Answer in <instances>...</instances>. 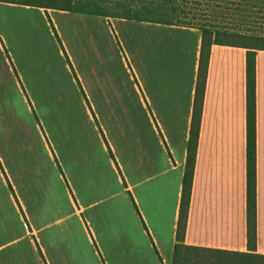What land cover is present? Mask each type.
Masks as SVG:
<instances>
[{
    "label": "crops",
    "instance_id": "crops-1",
    "mask_svg": "<svg viewBox=\"0 0 264 264\" xmlns=\"http://www.w3.org/2000/svg\"><path fill=\"white\" fill-rule=\"evenodd\" d=\"M3 7L0 13L31 11ZM114 21L122 22V33L116 26L115 36L110 22L109 30L100 24L104 30L92 31L81 66L72 67L75 74L69 69L70 86L88 99V143L86 129L78 124L63 133L70 137L67 151L71 144L73 151L88 146V176L76 177L88 184V201L80 203L59 160H54L58 175L52 181L40 165L41 175L28 182L27 203L21 199L25 239L0 248V264H173L202 32ZM0 39L23 89V75ZM248 52L217 44L211 48L184 245L264 257V51L256 54L254 251L248 245ZM48 66L39 69L42 80L57 87L55 75L60 79L61 71ZM80 74L88 76V93ZM40 92L51 101L69 94L61 88ZM47 149L51 153L48 144ZM6 227L0 225L4 235Z\"/></svg>",
    "mask_w": 264,
    "mask_h": 264
},
{
    "label": "rangeland",
    "instance_id": "rangeland-1",
    "mask_svg": "<svg viewBox=\"0 0 264 264\" xmlns=\"http://www.w3.org/2000/svg\"><path fill=\"white\" fill-rule=\"evenodd\" d=\"M157 1L172 6L181 18L162 19L164 25L192 26L201 32L204 29L229 33L254 28L264 30V0H147L145 11L149 12ZM0 4L4 5V11L10 8L16 11L13 6L29 7ZM29 8V14L0 13V36L7 42L12 62L23 75L25 85L22 83L28 92V95L26 92L21 94L24 87L21 88L11 60L7 61L0 48V225L8 226V235L0 232V248L25 239L27 231L19 219L24 216L21 199L27 203L28 182L42 172L50 181L55 180L58 168L54 160H59L69 175L70 185L80 203L82 199L88 201V184L76 178L83 172L88 176V146L73 151L71 144L67 151L70 137L67 132L63 133L64 129L78 124L86 129L88 143V99L84 93L78 97L75 92L78 89L70 86L68 79L72 67H80L82 54L88 53L92 31L104 30L100 24L109 30L110 22V30L115 36L116 26L122 33V22H115L114 17L96 16L86 4L78 5L74 12ZM49 64L57 65L61 71L60 79L55 75L57 87L44 82L39 72L40 68L49 70ZM80 79L88 93V76L80 74ZM73 82L82 90L79 80ZM53 88L55 91L61 88L63 92L67 89L69 94H62L61 100L51 101L40 92ZM29 230L32 234L35 232L30 226ZM33 239L36 240L35 236Z\"/></svg>",
    "mask_w": 264,
    "mask_h": 264
},
{
    "label": "trees",
    "instance_id": "trees-1",
    "mask_svg": "<svg viewBox=\"0 0 264 264\" xmlns=\"http://www.w3.org/2000/svg\"><path fill=\"white\" fill-rule=\"evenodd\" d=\"M147 0H0V3L36 7L45 10L74 12L76 7L88 5L90 12L96 16L113 20H129L144 23L163 24L162 19L180 20L178 11L172 6L155 2L145 11ZM263 25V24H260ZM187 28H195L187 26ZM264 31L254 28L244 32H214L204 29L193 122L188 148L187 167L183 180L180 218L177 230V244L174 249L173 264H264V257L251 254L222 253L184 245L188 216L191 207V195L195 173V162L199 144L203 105L207 85L211 48L214 44L247 49L248 74V116H247V211H248V245L250 250L256 248V54L264 51Z\"/></svg>",
    "mask_w": 264,
    "mask_h": 264
},
{
    "label": "bare ground",
    "instance_id": "bare-ground-1",
    "mask_svg": "<svg viewBox=\"0 0 264 264\" xmlns=\"http://www.w3.org/2000/svg\"><path fill=\"white\" fill-rule=\"evenodd\" d=\"M6 52H7V50H6ZM7 54H8V52H7Z\"/></svg>",
    "mask_w": 264,
    "mask_h": 264
}]
</instances>
